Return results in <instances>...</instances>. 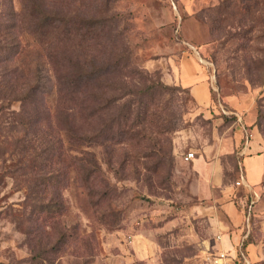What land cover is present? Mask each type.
I'll return each instance as SVG.
<instances>
[{
	"label": "rangeland",
	"instance_id": "1",
	"mask_svg": "<svg viewBox=\"0 0 264 264\" xmlns=\"http://www.w3.org/2000/svg\"><path fill=\"white\" fill-rule=\"evenodd\" d=\"M34 1L0 0V264H203L221 235L231 257L264 264V179L258 196L237 185L244 149L258 141L264 154V0ZM53 7L71 19L70 42L30 28L33 13ZM183 57L207 74L208 107L180 86ZM63 78L88 81L65 125L142 132L140 145L94 150L92 199L67 157L52 155L66 138L51 115L72 104L59 95ZM159 141L173 153L169 175L146 156ZM223 190L249 220L235 243Z\"/></svg>",
	"mask_w": 264,
	"mask_h": 264
},
{
	"label": "trees",
	"instance_id": "2",
	"mask_svg": "<svg viewBox=\"0 0 264 264\" xmlns=\"http://www.w3.org/2000/svg\"><path fill=\"white\" fill-rule=\"evenodd\" d=\"M34 6L36 9H38V7H42L38 0L34 1ZM47 11L50 14L44 13L42 16H39L38 13H33L31 18H29L31 19L29 21V25L30 28L32 27L31 30L33 34L38 33L45 36L47 35L46 33L49 35L61 31L60 36L57 38L59 43L61 44L63 42H70V37H72V33L69 30L71 19L61 12L60 9L55 7H53L52 11L51 9H48ZM23 19L26 21V17ZM59 52L60 49L55 46L52 55L54 64L57 62L59 63L57 60V58L60 56ZM100 73H102V71H100ZM140 76L142 75L140 74ZM93 77V74H88V76H85L84 78L87 80H93ZM64 78L60 79L59 82V95L67 97L69 96L72 104L70 105L71 107L67 108H65L66 106H64V104L57 106L54 110V113L51 115L54 124L53 131H55L56 135H64L66 138V140H54V143L51 147V150L54 149L52 155L53 157L59 159L67 157V162H69V164L66 166V168H75V172L79 176L80 186L83 188L86 195L92 199L97 195H100L97 181L101 174V169L98 165V160L94 150L98 147H104L107 143L110 145V147H112V145L116 142V144L127 142L124 140L125 138L131 142L133 140H137V144L140 145L141 140L137 137L140 136L142 132L140 131V133H137L130 129L124 130L122 132L120 130L115 131L108 125L103 126L101 129L85 131L83 128H75L71 125H65L68 124L65 117L67 114H74L75 112L82 110L83 102L80 101V93L82 92L84 85L86 89L88 88V81H84L81 78L72 82L71 80L67 81ZM70 84L72 87H70ZM153 88L154 87L151 85L148 86L149 90H153ZM170 130H167L166 132H169ZM172 131L174 130L172 129ZM65 144H67V148H65ZM146 156L155 160L153 161L154 164L151 167L153 172H157L160 169L161 173L164 171L166 175L170 174L172 167L171 164H173V153H171V149H167L165 143L159 141L158 144L152 145V149ZM144 198L145 197L140 196V199ZM239 258L241 259V255H239Z\"/></svg>",
	"mask_w": 264,
	"mask_h": 264
},
{
	"label": "crops",
	"instance_id": "3",
	"mask_svg": "<svg viewBox=\"0 0 264 264\" xmlns=\"http://www.w3.org/2000/svg\"><path fill=\"white\" fill-rule=\"evenodd\" d=\"M178 81L183 89H187L189 91L191 97L200 107H208L211 104L212 94L208 82V76L206 73L202 71L200 65H198V63H196V61L193 58L192 59L186 57L182 58L181 63L179 65ZM262 149L263 148L260 145V143L256 141V142H251L244 149L243 152V159H242L243 174H242V179L240 180L243 183V185L240 186L242 188H245L247 191L253 192L255 196H258V194L255 191L254 187L260 185L264 179V154L262 152ZM194 159L188 160V162L193 161ZM206 165H207L206 163H202L201 161L197 160L195 168L197 169V172H199L201 178L207 177ZM216 171L217 169L213 165L211 167V174L215 175ZM217 187H219V184L216 183L215 181L212 185V188L214 189ZM212 188L206 191L207 194L206 196L209 198L213 197ZM226 197L227 196L225 194V191L223 190L222 197L219 199V203H220V207L222 208L223 212L225 213V215L229 220V225L232 229V234H233L232 238L235 243L236 240L238 241L240 240L241 229H239V227L242 224L244 225V221L247 222V224H249V220L245 215L243 216L244 210H242L243 212L240 211L235 205V203L232 201H228ZM205 210L206 211L208 210L207 214H210V216L212 215L213 207L209 206L205 208ZM210 220H212V218ZM245 237H247V235H244V237L241 238L245 239ZM225 241L228 242L229 248H235V247H233V242L231 238L228 237L226 239V237L224 236V240L222 239V243L221 245H219V249L228 253L226 249L223 250L222 248ZM235 252L237 253L238 251L236 250ZM250 262L252 261L250 260Z\"/></svg>",
	"mask_w": 264,
	"mask_h": 264
},
{
	"label": "built area",
	"instance_id": "4",
	"mask_svg": "<svg viewBox=\"0 0 264 264\" xmlns=\"http://www.w3.org/2000/svg\"><path fill=\"white\" fill-rule=\"evenodd\" d=\"M194 153H189L186 156V161L194 159ZM242 182L238 181L237 185H241ZM218 240L221 241L222 237L219 236ZM203 264H249V262L242 256L241 259L231 257L227 252L219 251H208L204 257Z\"/></svg>",
	"mask_w": 264,
	"mask_h": 264
}]
</instances>
